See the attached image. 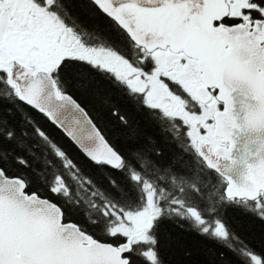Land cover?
<instances>
[{
	"label": "snow or ice",
	"instance_id": "snow-or-ice-1",
	"mask_svg": "<svg viewBox=\"0 0 264 264\" xmlns=\"http://www.w3.org/2000/svg\"><path fill=\"white\" fill-rule=\"evenodd\" d=\"M264 0H0V264H264Z\"/></svg>",
	"mask_w": 264,
	"mask_h": 264
},
{
	"label": "trees",
	"instance_id": "trees-1",
	"mask_svg": "<svg viewBox=\"0 0 264 264\" xmlns=\"http://www.w3.org/2000/svg\"><path fill=\"white\" fill-rule=\"evenodd\" d=\"M233 222L237 224H243L244 229L251 231V233L259 239L261 233H264V225L259 224L251 219H242L238 216L233 217ZM177 237L180 238L181 245L184 247L195 248L203 245V240L195 233L189 231L187 227L183 230L172 227L168 232V235L161 236L162 253L164 255L167 264H177V262L183 259L182 249L176 244Z\"/></svg>",
	"mask_w": 264,
	"mask_h": 264
}]
</instances>
